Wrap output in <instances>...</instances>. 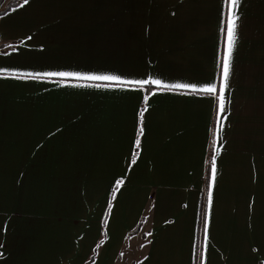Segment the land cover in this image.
Wrapping results in <instances>:
<instances>
[{
  "label": "crops",
  "instance_id": "obj_1",
  "mask_svg": "<svg viewBox=\"0 0 264 264\" xmlns=\"http://www.w3.org/2000/svg\"><path fill=\"white\" fill-rule=\"evenodd\" d=\"M20 1L0 17V264H264V0L236 10L223 113L225 0Z\"/></svg>",
  "mask_w": 264,
  "mask_h": 264
},
{
  "label": "snow or ice",
  "instance_id": "obj_2",
  "mask_svg": "<svg viewBox=\"0 0 264 264\" xmlns=\"http://www.w3.org/2000/svg\"><path fill=\"white\" fill-rule=\"evenodd\" d=\"M29 0H24V4H27ZM225 3L228 5V14L226 21H222L221 25V32L225 33V49L224 54L222 57V71H221V84L219 88V111L223 113L225 111V90L229 87V79L232 71V59L233 53L235 50V46L237 43L238 35H237V28L238 24L237 21L239 16L237 14V9L240 6L241 0H225ZM46 76H59V77H72L76 80H83V81H104L109 82L108 84L104 85L105 87H128V86H138L143 88L145 85H156L160 90H167V91H175V90H187L191 91L192 93H205L211 94L212 96H216L217 94V86L215 84L206 85V86H196L190 85L187 83H162L159 79H152V80H123L119 76L116 75H80L78 73H70V72H58V73H45ZM18 78L24 79H37L39 78V74L33 75L31 73L23 74ZM96 87H101L100 84H97ZM141 134L143 129L140 130ZM137 148H139L140 141H136ZM211 176L212 180L215 181L216 176V163H215V155L212 158L211 162ZM209 202H211V191L209 190ZM205 231H207V225L205 223Z\"/></svg>",
  "mask_w": 264,
  "mask_h": 264
},
{
  "label": "trees",
  "instance_id": "obj_3",
  "mask_svg": "<svg viewBox=\"0 0 264 264\" xmlns=\"http://www.w3.org/2000/svg\"><path fill=\"white\" fill-rule=\"evenodd\" d=\"M6 0H0V6L5 2ZM21 1L20 0H16L14 3H10L7 5V7L0 11V17L6 15L7 13H9L11 10H13L14 8L18 7L20 5Z\"/></svg>",
  "mask_w": 264,
  "mask_h": 264
},
{
  "label": "rangeland",
  "instance_id": "obj_4",
  "mask_svg": "<svg viewBox=\"0 0 264 264\" xmlns=\"http://www.w3.org/2000/svg\"><path fill=\"white\" fill-rule=\"evenodd\" d=\"M16 0H6L1 6H0V11L4 10L8 4L14 3Z\"/></svg>",
  "mask_w": 264,
  "mask_h": 264
}]
</instances>
